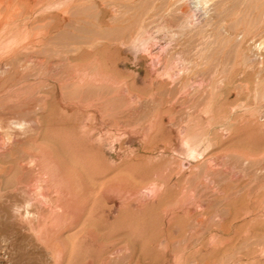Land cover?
<instances>
[{"label":"rangeland","instance_id":"obj_1","mask_svg":"<svg viewBox=\"0 0 264 264\" xmlns=\"http://www.w3.org/2000/svg\"><path fill=\"white\" fill-rule=\"evenodd\" d=\"M0 12L5 182L50 216L57 192L33 139L78 170L70 264H264V0H0Z\"/></svg>","mask_w":264,"mask_h":264},{"label":"bare ground","instance_id":"obj_2","mask_svg":"<svg viewBox=\"0 0 264 264\" xmlns=\"http://www.w3.org/2000/svg\"><path fill=\"white\" fill-rule=\"evenodd\" d=\"M7 21L9 20L7 19ZM3 45L4 44H2V46ZM11 45H13L12 42ZM4 47L5 45L2 47V49ZM43 110L46 112V109ZM41 123H43L42 120ZM16 126H20V124L18 123ZM36 138L38 137H35V140L33 139V144L36 146L38 151V156L36 157L38 159V170L37 167L36 170L39 172L40 176L42 175V178L47 182L48 186H50L52 189H55L57 192V200L56 204L54 205L55 212L51 213L50 216H44L42 213H39L37 210H34L30 207L28 199L24 197L22 199V196L21 198H18L16 194H13V189H15V186H9L5 182L6 179L13 176L14 174V157L13 154L9 152L7 155V161L0 159V241L6 244V246H4L5 249L7 247L8 250L13 254L18 253L15 259H13L14 255L12 256V264H35L33 262L25 263L22 257L25 256V259L27 260V255L34 259L36 264H70L75 244L78 242V236L81 234L78 233V228H80L78 221V211L87 204L86 201L83 200L84 190L81 191L78 188V176L81 177V175L78 174L77 169L64 166L60 159L61 155L59 157V153H57L53 146L48 145L47 143H42ZM32 165L34 164L32 163ZM81 179L83 180V178ZM87 188L90 189V187ZM50 190L49 192H51ZM48 225H52V227L49 228ZM83 240L81 239V241ZM124 246V251L131 249H129V246ZM9 256H11V254ZM134 256L133 261H130L129 264H133L135 262L138 263L137 256ZM0 264L5 263L0 261Z\"/></svg>","mask_w":264,"mask_h":264}]
</instances>
